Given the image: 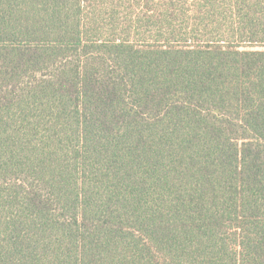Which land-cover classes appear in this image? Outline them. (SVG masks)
<instances>
[{
	"label": "trees",
	"instance_id": "1",
	"mask_svg": "<svg viewBox=\"0 0 264 264\" xmlns=\"http://www.w3.org/2000/svg\"><path fill=\"white\" fill-rule=\"evenodd\" d=\"M264 0H0V264H264Z\"/></svg>",
	"mask_w": 264,
	"mask_h": 264
},
{
	"label": "rangeland",
	"instance_id": "2",
	"mask_svg": "<svg viewBox=\"0 0 264 264\" xmlns=\"http://www.w3.org/2000/svg\"><path fill=\"white\" fill-rule=\"evenodd\" d=\"M254 49H264V46L262 47H260V46H256V47H253Z\"/></svg>",
	"mask_w": 264,
	"mask_h": 264
}]
</instances>
